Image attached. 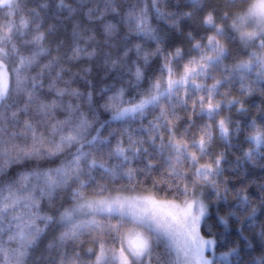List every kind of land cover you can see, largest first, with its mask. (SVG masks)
I'll return each mask as SVG.
<instances>
[{"label":"snow or ice","instance_id":"1","mask_svg":"<svg viewBox=\"0 0 264 264\" xmlns=\"http://www.w3.org/2000/svg\"><path fill=\"white\" fill-rule=\"evenodd\" d=\"M256 169L264 0H0V264H264Z\"/></svg>","mask_w":264,"mask_h":264},{"label":"trees","instance_id":"2","mask_svg":"<svg viewBox=\"0 0 264 264\" xmlns=\"http://www.w3.org/2000/svg\"><path fill=\"white\" fill-rule=\"evenodd\" d=\"M70 33H71V22H69V25H68V38L70 40ZM82 63H87L86 61L85 62H82ZM77 67H79V65H77ZM95 77V72L93 73V77ZM76 87H79L81 91H87V85L83 82V81H77V83L74 85ZM230 159L232 157H229ZM261 175H264V173H261L259 169H256L254 171V174L251 175L249 177L250 180H256L258 179ZM250 191H255V187H253L252 189H250Z\"/></svg>","mask_w":264,"mask_h":264}]
</instances>
